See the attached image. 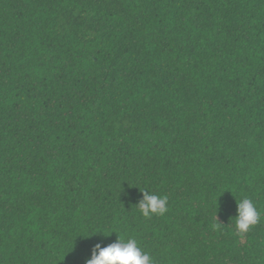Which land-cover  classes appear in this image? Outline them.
Instances as JSON below:
<instances>
[{
  "label": "trees",
  "instance_id": "trees-1",
  "mask_svg": "<svg viewBox=\"0 0 264 264\" xmlns=\"http://www.w3.org/2000/svg\"><path fill=\"white\" fill-rule=\"evenodd\" d=\"M116 235L154 264H264V0H0V264Z\"/></svg>",
  "mask_w": 264,
  "mask_h": 264
},
{
  "label": "clouds",
  "instance_id": "clouds-1",
  "mask_svg": "<svg viewBox=\"0 0 264 264\" xmlns=\"http://www.w3.org/2000/svg\"><path fill=\"white\" fill-rule=\"evenodd\" d=\"M139 192L142 199L135 207L142 217L163 216L167 212V197L157 196L145 190H139ZM235 202V230L238 234H244L259 221L261 213L248 198ZM103 236L108 237L109 235ZM85 264H154V260L141 249L136 238L126 239L123 235H116L114 243L104 247L96 244Z\"/></svg>",
  "mask_w": 264,
  "mask_h": 264
}]
</instances>
